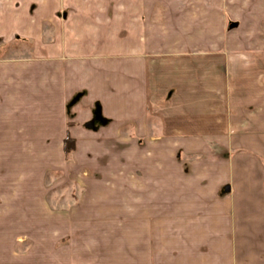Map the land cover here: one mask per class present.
Instances as JSON below:
<instances>
[{
	"label": "crops",
	"instance_id": "0c3cea01",
	"mask_svg": "<svg viewBox=\"0 0 264 264\" xmlns=\"http://www.w3.org/2000/svg\"><path fill=\"white\" fill-rule=\"evenodd\" d=\"M0 264H264V0H0Z\"/></svg>",
	"mask_w": 264,
	"mask_h": 264
},
{
	"label": "rangeland",
	"instance_id": "374dc122",
	"mask_svg": "<svg viewBox=\"0 0 264 264\" xmlns=\"http://www.w3.org/2000/svg\"><path fill=\"white\" fill-rule=\"evenodd\" d=\"M72 170L76 167L74 157L71 159ZM75 162V163H74ZM73 166H75L73 168ZM77 171V170H76ZM48 181L52 183L49 189L48 197L54 200L56 209H64L67 207H76L80 198L85 194L86 189L79 185V178L76 173H71L70 176L63 175L61 172L48 174ZM20 185V181L17 182Z\"/></svg>",
	"mask_w": 264,
	"mask_h": 264
},
{
	"label": "trees",
	"instance_id": "16d2710c",
	"mask_svg": "<svg viewBox=\"0 0 264 264\" xmlns=\"http://www.w3.org/2000/svg\"><path fill=\"white\" fill-rule=\"evenodd\" d=\"M65 150L69 157V155H71L75 150V141L72 139H67L65 142Z\"/></svg>",
	"mask_w": 264,
	"mask_h": 264
}]
</instances>
